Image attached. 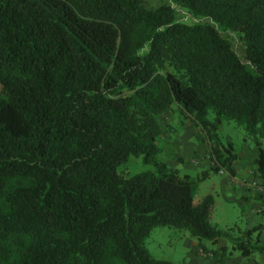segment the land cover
Instances as JSON below:
<instances>
[{"label":"trees","instance_id":"1","mask_svg":"<svg viewBox=\"0 0 264 264\" xmlns=\"http://www.w3.org/2000/svg\"><path fill=\"white\" fill-rule=\"evenodd\" d=\"M172 104L203 134L211 169L158 158ZM222 120L251 137L264 183V0H0V264H184L147 252L157 226L217 264L227 245L202 241L251 258L261 225L232 237L210 223V194L193 201L209 171L234 174ZM130 156L148 168L131 172Z\"/></svg>","mask_w":264,"mask_h":264},{"label":"rangeland","instance_id":"2","mask_svg":"<svg viewBox=\"0 0 264 264\" xmlns=\"http://www.w3.org/2000/svg\"><path fill=\"white\" fill-rule=\"evenodd\" d=\"M142 2L145 6L153 7L167 3L168 0H142ZM174 8L176 9L175 17L179 20L208 21L206 18H193L179 7ZM220 32L244 61L241 42L237 35L224 30ZM244 62L248 66L246 61ZM208 116L212 118L211 113ZM160 127L162 133L157 139V145L160 148L158 158L167 166L190 175L213 167L203 134L175 104L164 112ZM217 134L222 141H225L226 137L230 138L236 155L232 163V166L235 165V174L231 177L226 172L209 171L208 177L196 185L193 201L197 202L203 195L210 194L213 197V204L209 211L210 223L227 230L232 237H235L257 222L264 226V217L255 218L249 214L251 207L258 206L261 196H264V183L256 175L254 164L256 150L243 126L234 121L222 120L217 126ZM259 141L264 148V137ZM124 166L131 172L148 168L147 165L140 164L133 156L128 158ZM228 195L232 197L231 200L227 199ZM247 198L249 204L244 203ZM251 241L253 242V235ZM260 241L258 237V241L254 242L253 258L258 259L261 255L259 247L263 249V246ZM221 243L228 247L224 250L226 259L244 257L237 250H231L229 241L225 238L219 239L217 244L202 241L204 247L212 249H216ZM145 247L152 257L174 263L210 264L215 260L212 257H206L197 244V240L190 237L184 230L167 226L152 228L145 239Z\"/></svg>","mask_w":264,"mask_h":264},{"label":"crops","instance_id":"3","mask_svg":"<svg viewBox=\"0 0 264 264\" xmlns=\"http://www.w3.org/2000/svg\"><path fill=\"white\" fill-rule=\"evenodd\" d=\"M232 168H233V170H235V165H233ZM234 174H235V172H234ZM231 177H233V176H231ZM231 198L228 195L227 199L228 200L229 199L231 200ZM245 200H246V202H244V203L245 204H249V199L247 198ZM240 201H242V200H240ZM259 202L260 203H259L258 206H252L251 209H250L249 214L252 217H255V218H257V217H264L263 216L264 215V196H261ZM257 224L261 225L260 222H257L255 224L250 225V226H254V225H257ZM259 235H260L259 236L260 237V240H261L260 242H261V244L263 246V249L261 250V252H260L261 255H260V257L258 259L257 258H253V257H251V258H247V257H235L232 260L225 259V260H223V262L221 264H264V226L263 225H261V232H260ZM221 244H223V243H221ZM210 264H217V263L214 260L213 263H210Z\"/></svg>","mask_w":264,"mask_h":264}]
</instances>
